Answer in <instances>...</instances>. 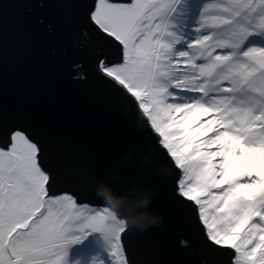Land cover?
Segmentation results:
<instances>
[{
	"label": "snow or ice",
	"instance_id": "obj_1",
	"mask_svg": "<svg viewBox=\"0 0 264 264\" xmlns=\"http://www.w3.org/2000/svg\"><path fill=\"white\" fill-rule=\"evenodd\" d=\"M89 20L120 49L98 72L181 170L214 250L201 264H264V0H97ZM40 153L20 130L0 146V264H129L127 222L53 191Z\"/></svg>",
	"mask_w": 264,
	"mask_h": 264
},
{
	"label": "water",
	"instance_id": "obj_2",
	"mask_svg": "<svg viewBox=\"0 0 264 264\" xmlns=\"http://www.w3.org/2000/svg\"><path fill=\"white\" fill-rule=\"evenodd\" d=\"M96 2L0 0V146L22 128L53 191L96 207H105L98 193L111 197L109 209L129 222V264H201L214 250L191 203L175 195L180 169L134 100L97 70L101 56L121 55L89 20ZM144 218L157 222L132 223Z\"/></svg>",
	"mask_w": 264,
	"mask_h": 264
},
{
	"label": "rangeland",
	"instance_id": "obj_3",
	"mask_svg": "<svg viewBox=\"0 0 264 264\" xmlns=\"http://www.w3.org/2000/svg\"><path fill=\"white\" fill-rule=\"evenodd\" d=\"M197 2L198 3H207V2H212V0H197ZM262 44H264V42H261ZM159 140H160V138H159ZM161 143V142H160ZM162 145V144H161ZM178 168V167H177ZM181 179V170H180V177H179V180ZM80 205H82V204H80ZM86 206V205H85ZM89 206V205H88ZM90 208H92L93 210H96V209H98V208H102V207H96V206H89ZM110 210V209H109ZM114 213V212H113ZM115 214V213H114ZM115 216H116V214H115ZM201 222V221H200ZM201 224H202V222H201ZM203 225V224H202ZM203 227H204V229H205V226L203 225ZM206 230V229H205ZM123 234V233H122ZM122 234H121V240H120V242H121V244H122V246H123V251H124V254H125V256H126V258L128 259V257H127V254H126V252H125V247H124V244H123V241H122ZM90 239H91V237H90ZM82 246L81 245H73L72 246V248H71V250H70V254H69V258L70 259H74V258H77L76 257V250H78V249H80ZM108 261H110L111 262V264H118V259H113L110 255L109 256H107V258H106V264H107V262Z\"/></svg>",
	"mask_w": 264,
	"mask_h": 264
},
{
	"label": "clouds",
	"instance_id": "obj_4",
	"mask_svg": "<svg viewBox=\"0 0 264 264\" xmlns=\"http://www.w3.org/2000/svg\"><path fill=\"white\" fill-rule=\"evenodd\" d=\"M97 195L100 199L103 200L105 207H108V208L113 207L111 197L106 196L102 193H98ZM124 220L127 222V224L129 223L126 218ZM156 222H157V220L155 218H153L151 220L144 218L141 222L133 221L132 223L134 224V226H137L140 228H147V227H150L151 225L155 224Z\"/></svg>",
	"mask_w": 264,
	"mask_h": 264
},
{
	"label": "flooded vegetation",
	"instance_id": "obj_5",
	"mask_svg": "<svg viewBox=\"0 0 264 264\" xmlns=\"http://www.w3.org/2000/svg\"><path fill=\"white\" fill-rule=\"evenodd\" d=\"M92 24V23H91ZM16 130H20L21 132H23V129L22 128H17ZM57 193H60V192H57ZM62 193H66V192H62ZM82 205H86V206H92V205H90V204H88V203H83Z\"/></svg>",
	"mask_w": 264,
	"mask_h": 264
}]
</instances>
